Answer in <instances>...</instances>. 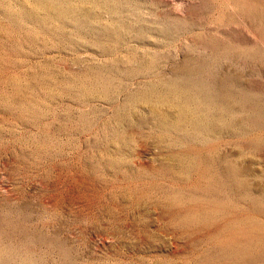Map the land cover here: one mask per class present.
Masks as SVG:
<instances>
[{"label": "rangeland", "instance_id": "374dc122", "mask_svg": "<svg viewBox=\"0 0 264 264\" xmlns=\"http://www.w3.org/2000/svg\"><path fill=\"white\" fill-rule=\"evenodd\" d=\"M0 264H264V0H0Z\"/></svg>", "mask_w": 264, "mask_h": 264}]
</instances>
